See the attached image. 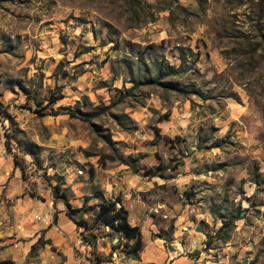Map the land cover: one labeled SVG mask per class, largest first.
<instances>
[{
    "label": "rangeland",
    "instance_id": "rangeland-1",
    "mask_svg": "<svg viewBox=\"0 0 264 264\" xmlns=\"http://www.w3.org/2000/svg\"><path fill=\"white\" fill-rule=\"evenodd\" d=\"M98 191L131 264H264V0H0V264L129 256Z\"/></svg>",
    "mask_w": 264,
    "mask_h": 264
},
{
    "label": "trees",
    "instance_id": "trees-1",
    "mask_svg": "<svg viewBox=\"0 0 264 264\" xmlns=\"http://www.w3.org/2000/svg\"><path fill=\"white\" fill-rule=\"evenodd\" d=\"M167 71L168 73H175L178 69V66H175L174 64H167ZM172 87H178V86H172ZM101 196L100 201L95 206H88V208L93 207L94 208V221L107 224L112 229L116 231L122 232L126 238L132 239L131 244L125 248V252L127 253H133L137 254L139 250L142 249V237L140 229L137 225H132L128 222L127 219V210L124 207L123 204H120L119 206L116 205V202L119 201V199H111V198H105L102 195V192L98 191L97 196ZM86 206L80 205V206H71L69 203H67V209L65 210V214L68 216L70 220H73L77 223L78 226L87 227V222L84 218H75V213L78 211L85 212ZM89 228V227H88ZM95 263L94 264H100L103 258L95 257Z\"/></svg>",
    "mask_w": 264,
    "mask_h": 264
},
{
    "label": "crops",
    "instance_id": "crops-1",
    "mask_svg": "<svg viewBox=\"0 0 264 264\" xmlns=\"http://www.w3.org/2000/svg\"><path fill=\"white\" fill-rule=\"evenodd\" d=\"M116 258H117V261L113 260L112 264H126V262H129V264H131V263L140 261V258L137 255L133 254V253H130L129 256L121 258V260H120L119 256H117ZM127 259H128V261H126Z\"/></svg>",
    "mask_w": 264,
    "mask_h": 264
}]
</instances>
